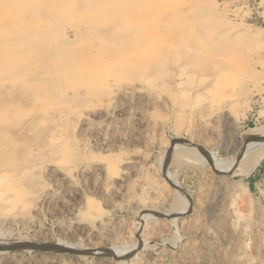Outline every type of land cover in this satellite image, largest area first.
<instances>
[{
  "label": "rangeland",
  "instance_id": "obj_1",
  "mask_svg": "<svg viewBox=\"0 0 264 264\" xmlns=\"http://www.w3.org/2000/svg\"><path fill=\"white\" fill-rule=\"evenodd\" d=\"M258 130L264 0H0V264H264Z\"/></svg>",
  "mask_w": 264,
  "mask_h": 264
},
{
  "label": "bare ground",
  "instance_id": "obj_2",
  "mask_svg": "<svg viewBox=\"0 0 264 264\" xmlns=\"http://www.w3.org/2000/svg\"><path fill=\"white\" fill-rule=\"evenodd\" d=\"M59 11V10H58ZM43 13V12H42ZM61 16V15H60ZM59 16V17H60ZM58 17V18H59ZM58 24V23H57ZM64 24V23H63ZM62 29V28H60ZM74 31V30H73ZM66 33H70V31L66 32ZM53 57V56H52ZM162 71V70H161ZM138 73V72H137ZM184 77V76H183ZM145 82H151V81H148L146 79ZM144 83V81H143ZM148 83V84H149ZM182 82H179L178 85H181ZM146 84V83H145ZM159 87V86H158ZM123 90V89H122ZM126 91H128V89H124V91L121 93V95H124L126 94ZM62 93V92H61ZM153 93V92H152ZM157 96V95H156ZM128 97V96H126ZM139 97V96H138ZM143 97V96H141ZM145 97V96H144ZM150 97V96H149ZM163 97V96H162ZM82 98V97H81ZM121 98V97H120ZM125 98V97H124ZM159 98V97H158ZM155 99V98H154ZM128 103V102H127ZM117 106V105H116ZM118 108V107H116ZM70 109V107H69ZM113 111H115L113 109ZM112 114L114 112H111ZM135 113V112H134ZM110 115V114H109ZM124 115V114H123ZM134 116V115H133ZM141 120V119H140ZM81 121V120H80ZM86 120H83L82 123H86L85 122ZM114 121V119H113ZM145 122V121H144ZM113 124V123H112ZM98 128V127H97ZM100 128V127H99ZM104 127H101L100 129H102ZM106 128V127H105ZM97 130V129H96ZM81 131V130H80ZM85 131V130H84ZM91 131V130H90ZM89 131V132H90ZM105 131V130H103ZM92 132V131H91ZM94 135H96V138L99 139L101 137V134L100 132L97 130ZM135 135V134H134ZM103 136V135H102ZM94 137V136H93ZM109 138V137H108ZM125 138V137H124ZM264 138V131H254L251 136L248 137V142L247 144L245 145V148H244V151H243V154L241 156V160L240 162H242L243 164L246 162L247 166H246V170L244 172V176L246 177V175L252 171L254 169L255 166H257L259 164V162L262 160V158L264 157V142H261V139ZM51 139V138H50ZM103 140V139H102ZM112 140V139H111ZM124 140V139H123ZM96 142V141H95ZM97 143V142H96ZM102 144V143H101ZM109 144V143H108ZM102 147V146H101ZM61 148V147H60ZM60 152V151H59ZM65 152V151H64ZM62 154L63 151H62ZM63 156V155H62ZM60 158V157H59ZM62 158V157H61ZM65 158V157H64ZM60 160V159H59ZM129 160V159H128ZM131 160H132V157H131ZM65 162V161H64ZM239 162V163H240ZM58 163V162H56ZM241 163V164H242ZM115 164V163H114ZM58 165H60V163H58ZM133 163L131 161H127L124 166H122L121 171L119 173V176L123 177L124 176V172L129 169L130 167H133ZM105 166V165H104ZM29 170V168H27ZM31 169V168H30ZM28 170L26 169H23V170H20L19 172L16 171L15 168L9 170L7 168H1L0 169V204H8L11 205L15 200L17 201L18 199H20V197L22 196V194L26 195L25 193H23V190L22 188L19 187V180H23L22 178L24 177L25 178V175L28 174ZM30 171V170H29ZM99 173H103V167L101 165H94L92 166L90 169H87V170H81V174H83L85 177L89 176V177H95L97 174ZM134 174V173H133ZM75 175V174H74ZM243 175V174H242ZM138 176V175H137ZM125 177V176H124ZM97 178V177H95ZM109 179V178H108ZM113 179V178H112ZM141 179V178H140ZM75 180V179H74ZM118 180V179H117ZM93 181V180H92ZM64 184L61 186V189H62V194H66V193H69L71 190H72V187H71V184L64 178ZM74 182V181H73ZM112 182V181H111ZM61 183V182H60ZM135 183V182H134ZM19 184V185H18ZM116 185V184H115ZM21 186V185H20ZM141 186V185H140ZM85 187V186H84ZM24 189V188H23ZM106 189V188H105ZM104 189V190H105ZM84 190V189H83ZM111 190V189H110ZM109 190V191H110ZM76 191V189H75ZM152 192V191H151ZM114 193V192H113ZM42 194V198L41 200L43 202H48V194L49 192L47 193L45 190H43L41 192ZM105 194V192H104ZM112 194V192H111ZM118 194V193H117ZM121 194V193H120ZM21 195V196H20ZM68 195V194H67ZM23 197V196H22ZM121 197V196H120ZM25 198V196H24ZM104 198V197H103ZM107 198V197H106ZM147 198V197H146ZM62 199V198H60ZM21 200V199H20ZM24 201V199H22ZM52 201V200H50ZM20 204V203H19ZM51 204V203H50ZM15 205V203H14ZM13 206V205H12ZM40 206V205H39ZM6 209V208H5ZM21 210V209H20ZM32 211V210H31ZM51 213V212H50ZM2 220V219H1Z\"/></svg>",
  "mask_w": 264,
  "mask_h": 264
}]
</instances>
